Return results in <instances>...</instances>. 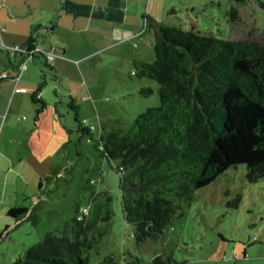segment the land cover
Masks as SVG:
<instances>
[{
    "label": "rangeland",
    "instance_id": "374dc122",
    "mask_svg": "<svg viewBox=\"0 0 264 264\" xmlns=\"http://www.w3.org/2000/svg\"><path fill=\"white\" fill-rule=\"evenodd\" d=\"M128 1L127 22L141 32L127 46L121 44L125 48L120 55L117 47L95 55H90L94 48L87 47L84 54H90L75 64V70L65 66L57 74L52 63L46 66L42 57L34 59L39 67L33 74L28 71L26 80L40 88L41 96L45 93V107L36 120V104L26 86L18 85L27 92L19 94L23 106H15L11 115V91L0 92V209L18 206L16 202L30 209L34 196L41 197L36 225L0 214V233L7 227L0 237V264L22 257L48 232L66 233L92 196L104 192L112 199L113 217L96 249L84 255L93 264L108 255L115 264H151L156 256L170 257L172 264H264V178L250 183L245 165L231 167L195 190L160 238L136 243L121 206V174L97 141L101 130L125 131L147 107L158 104V84L139 77L131 61L134 54L140 61L152 60L150 22L182 30L193 27L220 39L263 41L264 7L259 3L264 0ZM232 7L238 20L230 18ZM1 62L2 56L0 72ZM143 88L150 92L142 93ZM89 126L94 129L86 135L81 128ZM39 184L44 185L41 195Z\"/></svg>",
    "mask_w": 264,
    "mask_h": 264
},
{
    "label": "trees",
    "instance_id": "16d2710c",
    "mask_svg": "<svg viewBox=\"0 0 264 264\" xmlns=\"http://www.w3.org/2000/svg\"><path fill=\"white\" fill-rule=\"evenodd\" d=\"M259 4L264 7V2ZM229 13L231 20H238L235 7ZM149 25L152 60L133 64L139 77L158 84V104L135 117L127 130H101L97 138L98 148L121 174V206L136 243L160 238L182 205L192 201L193 192L231 167L245 165L250 183L264 178V38L220 39L193 27L182 30L155 21ZM35 41L30 36L23 52L6 50L16 58V69L38 56L51 66L52 51L37 49ZM6 70L0 81L16 78V73L2 77ZM31 99L36 120L45 107L40 88ZM93 129L81 128L86 135ZM111 201L106 192L93 195L66 233H46L10 264H93L84 255L108 233ZM36 206L10 207L6 216L36 225ZM95 264L115 263L108 255ZM151 264H172V259L156 256Z\"/></svg>",
    "mask_w": 264,
    "mask_h": 264
},
{
    "label": "crops",
    "instance_id": "0c3cea01",
    "mask_svg": "<svg viewBox=\"0 0 264 264\" xmlns=\"http://www.w3.org/2000/svg\"><path fill=\"white\" fill-rule=\"evenodd\" d=\"M128 0H0V51L2 63L6 65V72L10 75L16 73L15 79L0 81V92L11 91L12 98L8 106V115L15 112V106H23V99L19 98L25 91L22 84L30 93L35 90L32 81H27L28 71L33 74L38 64L29 61L24 67L15 66V57L12 51L15 47H26V41L30 36L36 37V48L41 51H52L51 63L55 74L65 66L76 69L75 64L83 60L87 55L106 52L112 47L119 49V55L127 46V42L135 40L140 35L138 27L128 23L131 16L127 15L126 4ZM64 6L65 9L62 7ZM71 9V11H67ZM38 28L37 34L33 30ZM150 31V30H149ZM7 33V34H4ZM2 34H4L2 36ZM109 37V39H107ZM138 37V36H137ZM125 44L122 46L121 44ZM97 47H94V46ZM111 46V47H110ZM93 49V52L85 53V50ZM130 48V46H129ZM116 53V55H117ZM139 55V54H138ZM131 56V55H130ZM128 55L127 58L130 57ZM131 61H140L134 54ZM17 63V62H16ZM31 68H29V64ZM26 72V74L24 73ZM1 73V72H0ZM25 77V80L23 81ZM5 82V83H2ZM22 88L23 92L19 89ZM19 92V93H17ZM41 93V92H40ZM43 93L42 96H44ZM40 94V98L42 99ZM17 113V112H16ZM7 121V120H6ZM5 123L3 126L5 127ZM7 127V126H6ZM5 127V129H6ZM6 131H8L6 129ZM6 134L2 137L6 140ZM44 185H39L40 195ZM40 198L34 196L33 203L39 204ZM19 207H24L16 202ZM10 206H3L2 212H7ZM26 208V207H24ZM3 214V213H2ZM1 216V215H0ZM23 220L17 221L20 223Z\"/></svg>",
    "mask_w": 264,
    "mask_h": 264
},
{
    "label": "built area",
    "instance_id": "2783aa9c",
    "mask_svg": "<svg viewBox=\"0 0 264 264\" xmlns=\"http://www.w3.org/2000/svg\"><path fill=\"white\" fill-rule=\"evenodd\" d=\"M12 50H15V51H21V50H22V52L24 51L22 47H21V48H20V47H15V48H13ZM51 59H52L51 56H48V57H47V61H48V62H49ZM22 67H24V65L21 66L20 68H22ZM1 76H2V77H7V76H8V73L3 72V73L1 74ZM19 90H20L21 92H23V89H22V88H20ZM100 149H101V147H100Z\"/></svg>",
    "mask_w": 264,
    "mask_h": 264
}]
</instances>
